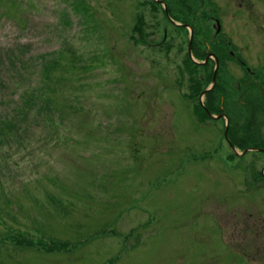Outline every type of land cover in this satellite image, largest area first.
<instances>
[{"label":"rangeland","instance_id":"obj_1","mask_svg":"<svg viewBox=\"0 0 264 264\" xmlns=\"http://www.w3.org/2000/svg\"><path fill=\"white\" fill-rule=\"evenodd\" d=\"M214 3L222 34L264 60L243 10ZM164 15L153 0H0V119L25 87L65 98L0 125V264H264L233 236L241 207L264 201L238 192L224 120L196 109L210 70Z\"/></svg>","mask_w":264,"mask_h":264},{"label":"flooded vegetation","instance_id":"obj_2","mask_svg":"<svg viewBox=\"0 0 264 264\" xmlns=\"http://www.w3.org/2000/svg\"><path fill=\"white\" fill-rule=\"evenodd\" d=\"M226 4V9L236 6L242 9V27L252 34L264 37V16L250 18L249 11L256 9L254 0H215ZM214 0H176V13L183 21L195 22L196 19L218 20L216 13L209 4ZM208 4H207V3ZM255 2V1H254ZM199 3L206 6L205 13L196 12ZM184 6V7H182ZM240 14V13H239ZM249 22V23H248ZM181 25H188L182 22ZM224 53L222 80L221 114L224 119L232 121V147L226 142L232 155L236 157L233 170L237 173L241 196H247L254 203L264 201V60L258 58L250 62L245 51L248 45L243 43L239 48L226 37L221 45ZM231 49L228 50V47ZM236 47V50H235ZM197 52L196 46L193 50ZM207 53V50L204 51ZM212 60V59H209ZM228 160V159H227ZM233 161V160H230ZM227 173V169H225ZM238 213L235 233L238 242H255L250 245H238V251L245 257L247 251H254L259 258L264 257V208L247 205L242 206ZM232 242V241H230ZM243 247L245 249H241ZM252 250V251H251ZM240 251V252H239Z\"/></svg>","mask_w":264,"mask_h":264},{"label":"trees","instance_id":"obj_3","mask_svg":"<svg viewBox=\"0 0 264 264\" xmlns=\"http://www.w3.org/2000/svg\"><path fill=\"white\" fill-rule=\"evenodd\" d=\"M168 8V12L176 18V5H168L167 6ZM210 34L208 32H199L197 33V36L193 39L192 41V48H194L196 46V49H197V52H202V50H204V45H203V42L205 41H209L210 39ZM141 39L144 37L143 34L140 35ZM196 40L200 42V44H196ZM221 41V39L219 40H216V44H212V49L211 51L217 56L218 60L220 61V68L218 69V74L220 73L221 74V68H222V57H223V48L221 45H217V42ZM165 44V39H162L160 44L159 45H164ZM211 44V42H210ZM23 50V49H22ZM20 52H22L20 50ZM6 53H9L6 57V62L8 64V67H15V63L18 62L19 63V68L20 69H23L24 66H22L23 64L21 63V61H19L18 59H16V57H14V55H11V52L10 51H7ZM196 57H204V54L203 53H196L195 54ZM39 58H44V55H39L38 56ZM189 63V65L191 64L190 63V60L189 58L186 59ZM3 61L0 60V63H2ZM11 65V66H9ZM43 68L46 70V71H50L52 69V62L50 60H45L44 63L42 64ZM41 66V68H42ZM195 67V66H194ZM206 68V67H205ZM25 69V68H24ZM189 70V69H187ZM210 70V73L207 74V77H210L211 78V74H212V70ZM193 72V69L190 70V74ZM218 79V77H217ZM208 82H205V87L209 84L210 82V79L207 80ZM19 82V81H18ZM20 84H23L25 83V81H20L19 82ZM54 85H45V86H42V87H37V88H27L25 87V90L22 91V94L19 95V98H20V103L17 104L16 108L13 109V111L15 112L14 115V119L13 117L10 115V114H7L3 120L0 119V125H4L5 127H9L10 129L8 130V134H12L14 132H17V130H20L19 128V124H20V121H25L26 118H27V111L32 108L33 106H35L36 108V111L39 112V113H49V114H53L56 107H60V109H62L64 107V104H63V100L65 99L64 96L62 95H59L57 93V89L56 88H53ZM200 87V86H199ZM201 88V89H197V95L199 96L201 91L204 90V88ZM0 88L1 89H5L6 88V84L4 82H1L0 81ZM221 95V86H220V83L218 82L214 88L207 92L206 95H205V98H212L214 100V104L211 103L210 106H206V108L208 110H210L211 112H214L215 114L218 113L220 110H219V106H220V103H219V97ZM63 107H62V106ZM72 106V105H71ZM196 109L197 110H202V108L198 105H196ZM49 116V115H48ZM65 116V112L64 111H61L60 114H59V117L61 120H63ZM9 118V119H8ZM8 119V120H7ZM13 119V120H12ZM52 124H54L55 126H57L55 124V117L54 115H52ZM24 123V122H22ZM25 125V124H24ZM13 130V131H12ZM12 131V132H11ZM5 135V136H8ZM15 136H17V134H15ZM17 139L20 141V136H17ZM7 139H4L3 141H5ZM1 141V140H0ZM1 143V142H0Z\"/></svg>","mask_w":264,"mask_h":264},{"label":"water","instance_id":"obj_4","mask_svg":"<svg viewBox=\"0 0 264 264\" xmlns=\"http://www.w3.org/2000/svg\"><path fill=\"white\" fill-rule=\"evenodd\" d=\"M188 52H190V46L188 47ZM215 75H216V71L214 70V73H213V76H212V81H211V87L213 86V84L215 82ZM208 90H210V88L207 89L206 91H208ZM203 94H204V92H202L201 96H203ZM208 115L211 116L209 113H208ZM220 117H222V115H218L217 117H213V118H217L218 119ZM223 134H224V137L227 140V142H229V144H230V141L228 139V134H227V126L225 127Z\"/></svg>","mask_w":264,"mask_h":264}]
</instances>
